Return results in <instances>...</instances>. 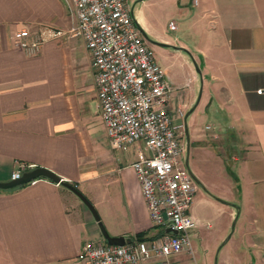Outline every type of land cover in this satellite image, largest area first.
Instances as JSON below:
<instances>
[{
    "label": "crops",
    "instance_id": "obj_1",
    "mask_svg": "<svg viewBox=\"0 0 264 264\" xmlns=\"http://www.w3.org/2000/svg\"><path fill=\"white\" fill-rule=\"evenodd\" d=\"M141 4L130 10L161 46L155 61L171 86L168 112L185 125L182 159L205 191L198 202L212 196L202 166L214 163L234 184L233 198L212 197L228 202L220 201L228 224L239 225L240 263L264 264V0H178L182 36L151 35ZM75 21L72 0H0V182L46 168L76 186L100 220L46 177L0 189V264H73L85 243L106 242L101 225L110 236L158 233L131 166L142 144L110 146L83 39L56 36L29 52L16 38L24 28L69 31ZM193 210L194 201L191 235L204 227ZM191 255L192 245L172 261L187 264Z\"/></svg>",
    "mask_w": 264,
    "mask_h": 264
},
{
    "label": "built area",
    "instance_id": "obj_2",
    "mask_svg": "<svg viewBox=\"0 0 264 264\" xmlns=\"http://www.w3.org/2000/svg\"><path fill=\"white\" fill-rule=\"evenodd\" d=\"M72 3L76 21L70 31L83 39L90 54L108 142L116 149L142 144L131 166L151 224L159 232L150 239L125 238L122 245L87 242L73 264H174V256L190 249L198 221L191 213L197 184L182 159L185 125L168 112L171 86L134 20L129 0ZM169 26L175 27L173 22ZM60 34L50 27L35 34L24 28L16 38L22 48L35 52ZM20 176L18 169L11 179Z\"/></svg>",
    "mask_w": 264,
    "mask_h": 264
},
{
    "label": "rangeland",
    "instance_id": "obj_3",
    "mask_svg": "<svg viewBox=\"0 0 264 264\" xmlns=\"http://www.w3.org/2000/svg\"><path fill=\"white\" fill-rule=\"evenodd\" d=\"M188 3L189 0H183ZM139 0H129V5L133 7V10L140 5ZM141 10L146 19L147 26L151 35L167 34L176 36H182L183 33L187 34L185 27L182 23V17L177 13L178 0H145L141 4ZM173 20L178 25L177 30H171L168 25L169 20ZM182 23V24H181ZM75 23L72 24V26ZM182 25V26H181ZM71 26V27H72ZM54 31H61L57 36H74L69 30H62L60 28L52 27ZM154 37V36H151ZM159 37V36H156ZM148 47L151 49L153 56L156 60L160 56V50L145 37ZM155 42V41H154ZM164 48V47H162ZM202 172L204 174V180L206 182L207 191L216 196L218 199H231L234 193V184L229 176L225 174V171L220 169L218 165L214 163H204L202 166ZM236 189H239V184H236ZM205 191L200 186L197 189L193 197L196 210L193 213L204 223V227L198 230V234L190 236V243L193 247V255L188 258L187 264H241L240 263V246L236 242L238 236L239 225H236L234 233L231 239L220 249V246L224 240L222 235L229 229L232 231V222L228 224L227 208L224 203L213 198L211 195H207L205 202H198L199 198L204 196ZM223 197V198H222ZM105 206V205H104ZM109 210H113L112 206L108 205ZM97 210V208L95 207ZM98 212V210H97ZM199 222V220H197ZM228 234V233H227ZM227 236V235H226ZM225 236V237H226ZM222 259H225V263ZM181 264H184L181 262Z\"/></svg>",
    "mask_w": 264,
    "mask_h": 264
},
{
    "label": "water",
    "instance_id": "obj_4",
    "mask_svg": "<svg viewBox=\"0 0 264 264\" xmlns=\"http://www.w3.org/2000/svg\"><path fill=\"white\" fill-rule=\"evenodd\" d=\"M38 177H46V178H48V179H50V180H52L58 184H61L62 186L68 188L69 190H71L87 206V208L92 213L94 219L96 221L100 220L99 214H98L97 210L95 209L94 205L90 202V200L81 191H79L76 188V186H74L73 184H71L67 181L62 180V178L57 176L54 172H52L46 168H43V167H34V168L26 171L25 173H23L20 176V178H18V179H15V180L11 179L10 181L0 182V189H11V188L19 186L21 184H25V183L31 181L32 179H35ZM221 201L224 203H228V202H225L223 200H221ZM234 223H235V220H233L232 229H233ZM101 229H102L103 237L107 243L116 244V245H122L124 243L125 238L123 236H110L104 228L101 227ZM167 231H172L173 233L177 232L176 230H171L170 228H168Z\"/></svg>",
    "mask_w": 264,
    "mask_h": 264
},
{
    "label": "trees",
    "instance_id": "obj_5",
    "mask_svg": "<svg viewBox=\"0 0 264 264\" xmlns=\"http://www.w3.org/2000/svg\"><path fill=\"white\" fill-rule=\"evenodd\" d=\"M101 227L104 228L102 225ZM146 234H147L146 232H139V233H136L134 236L124 237V238H130V239L136 238L138 240L150 239V238H154L157 234H159V232L156 235L150 236V237H147Z\"/></svg>",
    "mask_w": 264,
    "mask_h": 264
},
{
    "label": "bare ground",
    "instance_id": "obj_6",
    "mask_svg": "<svg viewBox=\"0 0 264 264\" xmlns=\"http://www.w3.org/2000/svg\"><path fill=\"white\" fill-rule=\"evenodd\" d=\"M147 30V29H146Z\"/></svg>",
    "mask_w": 264,
    "mask_h": 264
}]
</instances>
